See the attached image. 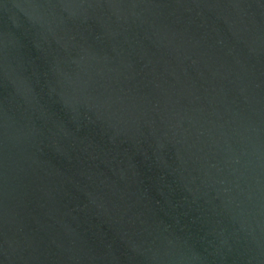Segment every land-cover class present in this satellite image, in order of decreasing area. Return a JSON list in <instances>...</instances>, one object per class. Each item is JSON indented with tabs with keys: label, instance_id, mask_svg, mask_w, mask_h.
Masks as SVG:
<instances>
[{
	"label": "water",
	"instance_id": "water-1",
	"mask_svg": "<svg viewBox=\"0 0 264 264\" xmlns=\"http://www.w3.org/2000/svg\"><path fill=\"white\" fill-rule=\"evenodd\" d=\"M0 264H264V0H0Z\"/></svg>",
	"mask_w": 264,
	"mask_h": 264
}]
</instances>
